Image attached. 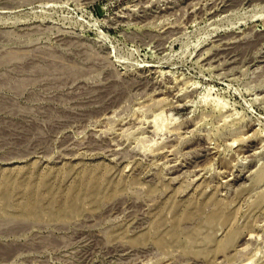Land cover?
Returning a JSON list of instances; mask_svg holds the SVG:
<instances>
[{"label": "rangeland", "instance_id": "rangeland-1", "mask_svg": "<svg viewBox=\"0 0 264 264\" xmlns=\"http://www.w3.org/2000/svg\"><path fill=\"white\" fill-rule=\"evenodd\" d=\"M0 264H264V0H0Z\"/></svg>", "mask_w": 264, "mask_h": 264}, {"label": "water", "instance_id": "water-1", "mask_svg": "<svg viewBox=\"0 0 264 264\" xmlns=\"http://www.w3.org/2000/svg\"><path fill=\"white\" fill-rule=\"evenodd\" d=\"M99 10H101V7H98Z\"/></svg>", "mask_w": 264, "mask_h": 264}]
</instances>
